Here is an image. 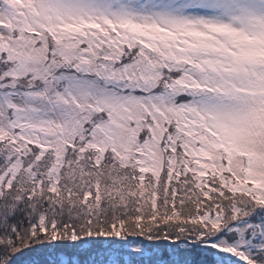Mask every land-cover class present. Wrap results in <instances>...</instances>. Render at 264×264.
I'll list each match as a JSON object with an SVG mask.
<instances>
[{"label": "snow or ice", "instance_id": "snow-or-ice-1", "mask_svg": "<svg viewBox=\"0 0 264 264\" xmlns=\"http://www.w3.org/2000/svg\"><path fill=\"white\" fill-rule=\"evenodd\" d=\"M0 264H264V0H0Z\"/></svg>", "mask_w": 264, "mask_h": 264}]
</instances>
